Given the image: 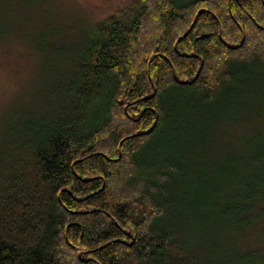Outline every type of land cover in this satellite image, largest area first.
I'll list each match as a JSON object with an SVG mask.
<instances>
[{
    "label": "trees",
    "instance_id": "16d2710c",
    "mask_svg": "<svg viewBox=\"0 0 264 264\" xmlns=\"http://www.w3.org/2000/svg\"><path fill=\"white\" fill-rule=\"evenodd\" d=\"M11 12L0 0V49L17 35ZM252 84L264 90V0H130L96 23L60 113L1 156L0 264H264V146L196 174L176 234L169 184L190 176L146 158L170 111L188 140Z\"/></svg>",
    "mask_w": 264,
    "mask_h": 264
},
{
    "label": "rangeland",
    "instance_id": "374dc122",
    "mask_svg": "<svg viewBox=\"0 0 264 264\" xmlns=\"http://www.w3.org/2000/svg\"><path fill=\"white\" fill-rule=\"evenodd\" d=\"M7 1L15 11L11 12V23L17 35L0 49V159L7 149L21 147L31 126L45 123L60 113L66 87L95 34L96 23L130 0ZM254 87L252 84L247 93L235 90L232 95L227 94L226 105L234 100L233 107L212 119L205 120L208 115H199L202 120L196 119V124L187 128L188 140L175 139L176 109H173L170 116L174 121L151 140L146 151L148 162L176 164L178 160L190 176L184 179L178 175L177 182L175 176L169 184L173 196L166 224L175 234L176 202L184 201L183 189L191 196L195 186L198 187L196 174L208 175L215 164L232 156L251 154L255 146H264V90ZM218 118L221 122L215 121ZM234 168L236 171L238 166ZM217 179L221 187L239 186L235 180ZM176 186L181 191L177 197ZM224 236L220 241L227 243L228 252L231 248L236 251L239 232L230 230ZM230 241L237 244L233 246Z\"/></svg>",
    "mask_w": 264,
    "mask_h": 264
},
{
    "label": "water",
    "instance_id": "95a60500",
    "mask_svg": "<svg viewBox=\"0 0 264 264\" xmlns=\"http://www.w3.org/2000/svg\"><path fill=\"white\" fill-rule=\"evenodd\" d=\"M230 2H231V0H229ZM154 128V127H153ZM153 128L151 129V130H149V131H147L146 133H144V134H149L152 130H153ZM143 135V134H142Z\"/></svg>",
    "mask_w": 264,
    "mask_h": 264
}]
</instances>
